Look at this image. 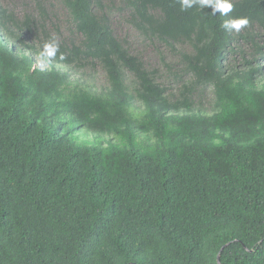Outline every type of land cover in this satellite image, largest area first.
<instances>
[{
	"label": "trees",
	"instance_id": "16d2710c",
	"mask_svg": "<svg viewBox=\"0 0 264 264\" xmlns=\"http://www.w3.org/2000/svg\"><path fill=\"white\" fill-rule=\"evenodd\" d=\"M58 1L65 36L43 0L21 18L0 0V264H218L223 245L220 264H264V0ZM113 3L176 54L175 91L115 35ZM53 38L64 59L45 61ZM96 64L100 90L72 73Z\"/></svg>",
	"mask_w": 264,
	"mask_h": 264
},
{
	"label": "rangeland",
	"instance_id": "374dc122",
	"mask_svg": "<svg viewBox=\"0 0 264 264\" xmlns=\"http://www.w3.org/2000/svg\"><path fill=\"white\" fill-rule=\"evenodd\" d=\"M2 3L9 10L14 11L20 18L25 13H35L34 0H2ZM43 3L48 9V13H50L51 23H53L52 25L57 26L63 36L68 35L67 15L59 1L43 0ZM118 6L117 3H113L108 11L115 35L124 39V43L129 51L139 56L143 60L146 68L154 71V76L161 84L167 85L175 91L176 88L168 75L166 66H172L173 69L179 67L176 54L170 53L161 45L155 46L150 42L143 40L128 24L124 13L120 12ZM74 37H76V35ZM72 73L74 74V77L91 85L94 90H100L106 85V74L100 65L96 64L93 68L83 70L75 69ZM211 95V89L206 87L201 97H195L196 105L201 104L206 108H210ZM88 135V138L92 137L91 134Z\"/></svg>",
	"mask_w": 264,
	"mask_h": 264
},
{
	"label": "clouds",
	"instance_id": "9594fccd",
	"mask_svg": "<svg viewBox=\"0 0 264 264\" xmlns=\"http://www.w3.org/2000/svg\"><path fill=\"white\" fill-rule=\"evenodd\" d=\"M179 4L181 11H187L194 5L199 4L202 9L210 6L213 13L219 12V14L225 16L231 12L233 8L230 0H179ZM248 24L249 20L246 17H238L225 21L222 26L227 30L239 32L241 29L247 27ZM58 54L60 59H64L63 54L60 53L59 42L55 38L43 45L41 57L45 61L55 59Z\"/></svg>",
	"mask_w": 264,
	"mask_h": 264
},
{
	"label": "water",
	"instance_id": "95a60500",
	"mask_svg": "<svg viewBox=\"0 0 264 264\" xmlns=\"http://www.w3.org/2000/svg\"><path fill=\"white\" fill-rule=\"evenodd\" d=\"M223 247H224V245L220 248V250H219V252H218V254L216 256V261H217L218 264H220V251L222 250Z\"/></svg>",
	"mask_w": 264,
	"mask_h": 264
}]
</instances>
